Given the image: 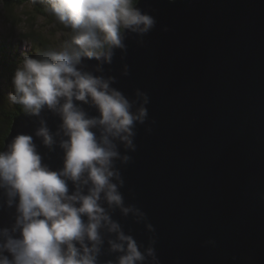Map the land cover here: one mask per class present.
Wrapping results in <instances>:
<instances>
[{"label": "water", "instance_id": "1", "mask_svg": "<svg viewBox=\"0 0 264 264\" xmlns=\"http://www.w3.org/2000/svg\"><path fill=\"white\" fill-rule=\"evenodd\" d=\"M138 6L151 10L155 27L143 45L130 35L123 60L117 51L104 73L128 97L139 89L150 101L136 151L121 167L125 202L154 226L160 264H264V0ZM124 64L128 76L120 74ZM43 115L55 130L58 120ZM36 127V118L19 115L1 150ZM39 150L44 163L60 167L58 149ZM10 218L11 210L0 212V226ZM114 218L147 244L143 224Z\"/></svg>", "mask_w": 264, "mask_h": 264}, {"label": "clouds", "instance_id": "2", "mask_svg": "<svg viewBox=\"0 0 264 264\" xmlns=\"http://www.w3.org/2000/svg\"><path fill=\"white\" fill-rule=\"evenodd\" d=\"M41 2L68 29V40L59 50L22 54L11 77L8 100L36 118L37 127L0 150V212L11 210L10 223L0 226V264H160L154 226L121 191V167L136 151L149 96L137 89L130 98L104 74L117 51L123 60L130 35L143 45L156 19L139 0ZM120 74L128 76L127 64ZM44 113L58 120L55 130ZM40 147L60 151L59 168L43 162ZM117 213L143 224L146 245L125 231Z\"/></svg>", "mask_w": 264, "mask_h": 264}, {"label": "rangeland", "instance_id": "3", "mask_svg": "<svg viewBox=\"0 0 264 264\" xmlns=\"http://www.w3.org/2000/svg\"><path fill=\"white\" fill-rule=\"evenodd\" d=\"M44 8L41 0H28L14 7L12 12L5 11L0 0V104L4 106V110L0 107V119L2 112H11L15 106L8 100L12 86L5 66L8 63L17 65L25 53L35 56L46 49L59 50L68 40V29L49 16ZM28 33L37 41L28 37Z\"/></svg>", "mask_w": 264, "mask_h": 264}, {"label": "trees", "instance_id": "4", "mask_svg": "<svg viewBox=\"0 0 264 264\" xmlns=\"http://www.w3.org/2000/svg\"><path fill=\"white\" fill-rule=\"evenodd\" d=\"M28 0H2V6L5 11H11L13 10L14 7L16 6H22L23 4L26 3ZM28 37H31L36 40L35 36L32 33H28ZM37 41V40H36ZM10 56V59L12 57L11 54L8 53ZM7 55V57H8ZM17 65L8 63L5 66L6 73H8V76L11 78L13 71ZM0 107L4 110V106L0 104ZM24 114L21 107L19 105H15L13 110L11 112H2V117L0 119V150L2 149L4 139L8 135L11 124L13 123L14 119L17 118L19 115Z\"/></svg>", "mask_w": 264, "mask_h": 264}]
</instances>
